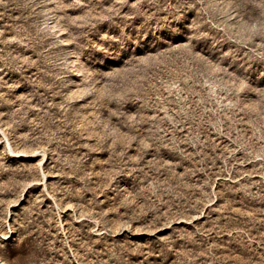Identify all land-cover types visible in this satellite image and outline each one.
Instances as JSON below:
<instances>
[{
  "label": "rangeland",
  "instance_id": "obj_1",
  "mask_svg": "<svg viewBox=\"0 0 264 264\" xmlns=\"http://www.w3.org/2000/svg\"><path fill=\"white\" fill-rule=\"evenodd\" d=\"M0 264H264V0H0Z\"/></svg>",
  "mask_w": 264,
  "mask_h": 264
}]
</instances>
